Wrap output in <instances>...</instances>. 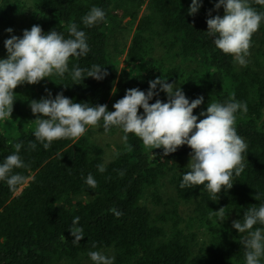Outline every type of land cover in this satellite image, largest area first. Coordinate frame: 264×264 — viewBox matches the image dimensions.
I'll return each mask as SVG.
<instances>
[{"label": "trees", "instance_id": "16d2710c", "mask_svg": "<svg viewBox=\"0 0 264 264\" xmlns=\"http://www.w3.org/2000/svg\"><path fill=\"white\" fill-rule=\"evenodd\" d=\"M119 2H0V29L10 25L12 17L28 10L32 11L26 28L29 30L39 25L45 34L56 30L67 36V26L76 23L85 31L90 50L75 61L70 58L69 68L73 62L81 68L99 64L107 72L101 80L86 77L75 82L79 84H73L67 74L64 78L52 75L36 84L24 83L23 89H13L11 117L0 121V160L15 150L16 142H22L20 155L26 168L14 171L30 179L11 191L0 181V264H80L90 261L87 253L96 250L112 252L114 264H244L240 243L243 234L230 226L234 220L242 219L247 208L264 202V22L251 38L258 50L246 66H240L232 56L217 50L205 33L206 19L216 0H202L195 15L187 14L191 0H126L123 3H137L139 8L148 2L152 13L140 23L127 51L128 61L138 70L123 69L118 75L112 67L110 45L112 37L117 36L113 22L120 18L112 13ZM250 4L264 11V6L255 0H250ZM92 6L105 11V20L85 27L81 17ZM216 14L217 10L211 11L212 16ZM155 25L166 33L169 40L165 45L174 50L176 63L165 66L163 61L149 57L152 50L147 35ZM158 76L180 86L190 102L203 96V103L193 110L198 119L209 102H223L234 96L247 104V112L238 111L235 122L238 135L247 144L245 166L239 176H234L233 186L222 189L217 197L202 185L179 187L183 172L188 171L177 164L190 155L191 149L186 145L163 156L162 149L146 148L129 134L127 143L108 163L102 157L104 150L96 149L93 154V146L84 136L54 140L47 150L39 143L35 150L27 147L28 141L34 140L32 132L36 127L29 101L47 98L50 92L53 98L62 93L77 103L107 105L112 95L119 100L127 89L146 91L148 81ZM156 99L165 102L167 96L159 92L149 103ZM142 111L138 109V114ZM150 151L155 154L152 161L147 156ZM101 163L103 172L97 170ZM89 173L97 182L95 189L85 184ZM163 181L169 184L171 195L162 203L165 212L155 214L147 197L152 196L156 206L162 202L157 190ZM183 204L190 205L186 219L180 214ZM110 208L122 215L114 216L108 211ZM221 208L225 215L219 220L215 211ZM74 216L80 217L78 224L85 235L77 244L72 243L74 237L68 231ZM183 223L198 225L207 233L199 238L201 229L196 233L191 226L183 228Z\"/></svg>", "mask_w": 264, "mask_h": 264}, {"label": "clouds", "instance_id": "9594fccd", "mask_svg": "<svg viewBox=\"0 0 264 264\" xmlns=\"http://www.w3.org/2000/svg\"><path fill=\"white\" fill-rule=\"evenodd\" d=\"M264 6V0H255ZM202 6V0H191L187 14L195 15ZM223 8V16L211 15V11ZM106 13L101 7L92 6L81 17L85 27H92L105 20ZM261 22H264V11H258L250 0H216L213 9L206 19L207 35L212 44L223 54L230 55L233 61L246 66L251 38ZM9 38L4 40L6 58H0V121L11 117L15 94L13 89L18 84H36L46 77L55 75L64 78L65 74L74 82L91 77L101 80L107 75L104 66L93 64L90 68H81L73 62L69 68L70 58L75 61L86 56L90 50L84 30L76 23L67 26L64 33L50 30L43 33L39 25L25 29L20 37L12 35V28L5 29ZM159 86V88H157ZM163 92L165 102L156 99L149 103L153 96ZM203 96L189 101L180 86L168 82L161 76L148 81L146 91L139 88L127 89L124 96L113 105L114 111H108L103 104L91 105L77 103L57 93L55 98L49 92L47 98L29 101V107L36 119L32 132L34 140L28 141L27 147L35 150L37 143L47 150L54 140L77 139L84 135L89 127L100 126L105 132L111 127H118L122 133L121 141L125 144L129 134L137 137L146 148L162 149L167 156L186 145L191 149L188 171L183 172L180 188L203 186L208 193L217 197L222 189L233 186L234 176H239L244 169L247 144L238 135L235 122L236 113L247 112V104L231 97L223 102H209L206 110L197 115L193 110L203 103ZM138 109L142 113L138 114ZM14 151L0 160V181L9 190H16L30 179L15 169L26 168L20 151L22 142H16ZM149 161L155 154L147 153ZM97 170L103 172L104 164H98ZM123 171L120 175H123ZM85 184L95 189L97 182L89 173ZM224 208L215 211L222 220ZM114 216L122 212L116 208L108 209ZM79 216H74L68 231L77 244L85 235L79 226ZM240 236L244 248V264H262L264 258V202L247 208L242 219L232 222ZM62 238L64 239L63 235ZM95 248V244L92 246ZM92 264H114V256L96 250L87 253Z\"/></svg>", "mask_w": 264, "mask_h": 264}, {"label": "rangeland", "instance_id": "374dc122", "mask_svg": "<svg viewBox=\"0 0 264 264\" xmlns=\"http://www.w3.org/2000/svg\"><path fill=\"white\" fill-rule=\"evenodd\" d=\"M1 2V0H0ZM126 0H120L119 5L114 8V12L112 13L113 16H117L120 19H117L113 24L117 25L116 38L112 37L111 45H110V52L112 53L111 63L112 67L115 69L116 73L119 75L123 69L127 71H137L138 66L131 63L127 59V51L132 42V39L135 33L138 31L140 23L143 19L148 18V16L152 13V10L148 7V2L143 5L141 8L137 7V3H123ZM32 12V11H31ZM31 12L28 10L24 14L16 15L11 18L10 25H6L0 29V58H6V50L4 48V40L9 38V33L5 32V29L12 28L13 32L12 35H16L20 37L23 30L27 28L30 23ZM135 12V14H134ZM223 8L217 10L216 15L223 16ZM114 21V20H113ZM111 38V37H110ZM147 39H149V46L152 50L149 57L159 59L164 62L165 66H169L174 61V50L169 48L165 43L168 42L169 39L166 38V33L162 30L161 26L155 25L153 28V32L149 31L147 35ZM257 44L251 39V45L249 48V55L246 57L247 60L252 59V56L256 53ZM115 47V48H114ZM26 87V84L17 85V88L23 89ZM117 101L116 95H112L107 103V110L114 111L112 105ZM84 136L87 141L93 146V154H95L96 149L104 150L102 157L104 159V163H108L111 161L117 152L121 150L123 147L124 142L121 141V131L118 127H111L107 132L103 130L102 127H89ZM190 156V155H189ZM189 156L184 157L181 160H178L177 164L179 166L187 167L189 162ZM163 185L159 187L157 190V195L163 197V201L157 203L152 198V196L147 197V202L150 204L152 211L155 214H162L166 210V206L162 203L167 200V198L171 195L170 187L167 181H163ZM23 189L21 187L19 192ZM89 196L85 195V198ZM184 205V204H183ZM190 205H184L181 207V215L183 218L186 219L190 215L189 207ZM199 224V223H198ZM201 225V224H200ZM191 226L192 231L199 233L198 230L201 229V233H199V238L207 233L205 228L199 227L195 224H187L183 223L182 227L186 228ZM195 226V227H193ZM202 226V225H201ZM231 230H235L230 226ZM108 255H112V252L106 253ZM54 264H70L68 261H62L60 263ZM80 264H92L90 261H81Z\"/></svg>", "mask_w": 264, "mask_h": 264}]
</instances>
